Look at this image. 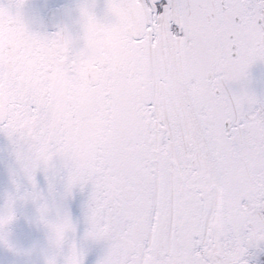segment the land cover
I'll use <instances>...</instances> for the list:
<instances>
[{"label": "snow or ice", "instance_id": "obj_1", "mask_svg": "<svg viewBox=\"0 0 264 264\" xmlns=\"http://www.w3.org/2000/svg\"><path fill=\"white\" fill-rule=\"evenodd\" d=\"M27 2L0 4V134L32 189L13 181L0 246L31 255L11 240L31 202L43 264H86L65 202L90 186L83 241L107 246L96 264H252L264 100L248 85L264 63V0H106L103 17L81 0L50 35L29 29ZM101 37L116 42L108 57Z\"/></svg>", "mask_w": 264, "mask_h": 264}, {"label": "flooded vegetation", "instance_id": "obj_2", "mask_svg": "<svg viewBox=\"0 0 264 264\" xmlns=\"http://www.w3.org/2000/svg\"><path fill=\"white\" fill-rule=\"evenodd\" d=\"M8 2L9 0H0V4L4 5ZM80 2L81 0H28L24 9V19L31 31L50 35L65 25H74L77 19L76 5ZM96 2L98 4L97 14L103 17L106 0H96ZM73 31L75 34L76 29L73 28ZM115 48L116 42L112 38L101 37L95 44L96 51L102 57L110 56ZM82 74L87 77L89 72L85 69ZM53 79L56 77L54 76ZM14 180L20 183L24 190H32L17 163L14 146L4 135L0 134V209L3 208L7 196L15 192ZM36 180L39 189L47 194L48 181L44 173L39 172ZM57 188L59 191L63 190L60 181H58ZM90 193V186L83 191L77 188L74 195L65 202V208L77 225V240L87 251L86 264H96L97 260L105 254L107 246L104 243L83 241L87 228L85 212ZM16 215L17 219L11 226V239L19 244V248L26 249L34 255L33 264H43V253L48 248V240L46 231L36 222V207L31 202L18 203ZM6 258L8 262H11V254L7 253Z\"/></svg>", "mask_w": 264, "mask_h": 264}, {"label": "rangeland", "instance_id": "obj_3", "mask_svg": "<svg viewBox=\"0 0 264 264\" xmlns=\"http://www.w3.org/2000/svg\"><path fill=\"white\" fill-rule=\"evenodd\" d=\"M257 67H258V64L255 65L253 68H252V72H256L257 71ZM248 88H249V91L253 92L259 99L261 100H264V87L262 85V83H259V84H249L248 85ZM255 251V250H253ZM263 257L264 259V252H259V253H255V257L253 258V262L252 264H259L260 262H258V259H260L259 255Z\"/></svg>", "mask_w": 264, "mask_h": 264}]
</instances>
